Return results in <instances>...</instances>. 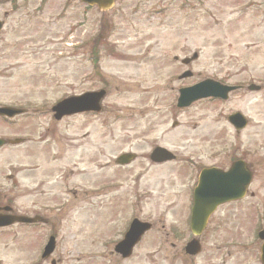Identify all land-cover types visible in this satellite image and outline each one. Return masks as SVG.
Masks as SVG:
<instances>
[{
	"label": "rangeland",
	"instance_id": "obj_1",
	"mask_svg": "<svg viewBox=\"0 0 264 264\" xmlns=\"http://www.w3.org/2000/svg\"><path fill=\"white\" fill-rule=\"evenodd\" d=\"M15 7L18 14L6 19L0 36V104L49 109L73 95L81 82L80 75H73V45L90 44L93 38L99 44L92 51L79 47V59L93 55L95 89L107 83L102 108L110 109L109 119L95 117L78 136L79 142L109 144L94 164L79 163L78 190L89 191L108 181L115 189L95 200L94 208L79 202L77 230L68 236L64 230L61 264H259L256 235L264 230V90L235 96L219 106L201 103L177 112V94L170 88L185 82L171 79L165 86L163 81L183 69L170 65L171 54L200 55L190 66L195 75L190 82L215 76V58L246 54L252 64L239 65L235 80L263 87L264 0H118L104 14L67 0H15ZM76 21L79 26L70 30ZM114 43L117 52L108 56L103 46ZM154 85L158 86L156 97L146 93ZM218 108L223 115L242 112L250 122L246 132L233 136L224 117L218 116ZM140 112L146 113L144 121ZM154 117L158 127L151 125ZM106 122H110L108 131ZM173 122L177 126L171 129ZM57 132L60 142L74 137L70 123L63 122ZM11 133L0 123V137ZM85 133L89 136L82 139ZM138 142H144L142 148ZM154 142L197 165L213 164V156L226 154L253 164V197L216 212L201 237V253L194 258L183 253L191 237L192 177L179 176L176 165H167L144 173L138 188V160L125 170L113 164L122 152L145 153ZM9 152H0V170L23 166L21 152ZM107 162L109 166L100 170ZM18 181L11 186L16 192L22 184L21 178ZM0 187L9 188L10 183L0 178ZM134 218L150 223L151 231L129 259L110 255ZM25 236L23 230L0 233V264L33 260L23 248Z\"/></svg>",
	"mask_w": 264,
	"mask_h": 264
},
{
	"label": "flooded vegetation",
	"instance_id": "obj_2",
	"mask_svg": "<svg viewBox=\"0 0 264 264\" xmlns=\"http://www.w3.org/2000/svg\"><path fill=\"white\" fill-rule=\"evenodd\" d=\"M19 1L24 2V0ZM15 9V0H0V22L2 23L3 28L5 27L6 19L18 14ZM78 26V22L76 21L75 25L70 27V30H74V27L77 28ZM1 34L2 31H0V36ZM78 45L79 44L76 43L73 48L75 55H73L72 70L73 75L76 77L80 75L81 82L79 88L71 96L79 97L87 93L107 90L106 82L101 84L100 88H94V81L92 80L95 66L92 63V60L94 59L93 55L88 52L89 55L91 54L92 56L90 55V58L87 60H80ZM96 45V42H91L90 44L82 43L80 46H86L88 51H92L95 50ZM103 49L108 56H115V52H117V44L114 43L103 46ZM181 50L184 51V46ZM192 56H195L194 61H188ZM246 56L248 55L245 54L242 58L232 56L229 58H215L213 60L216 67L215 76L203 77L197 81L190 82L195 76L192 74L190 66L199 61L200 55L193 53L191 57L188 58L184 53L182 56L171 54L170 59L168 60L170 65H177L183 69L179 70V73L170 74L168 79L166 78L163 82L165 86H167V80L168 82H173L171 79L177 80L178 82H185V84L180 85V87L175 90L173 87L170 88V90L175 91L177 95L180 89L191 87L196 83L206 80L217 82L222 86L235 88L234 91L227 95L226 100L212 98L205 99L192 104L186 109H177V112L188 111L193 106L201 103H207L211 106H219L227 103L235 96H246L247 94H251L247 89L250 83H240L235 80L237 76H239L237 69L239 65L247 67L252 64V59L247 58ZM187 72H189L190 75L185 76L184 74ZM261 90H264V86L260 87V92ZM149 92L151 96L156 97L158 86L154 85L153 88L149 90L147 89L146 93ZM0 107H12L22 112V114L11 118L0 117V123L9 127L10 130H13V133H11L10 136L0 137L4 142L2 147H0V152L10 151L9 153L13 154L19 151L21 152L23 162L22 167L9 166L6 171L0 170V178H4L10 183L9 188L3 189L0 187V216L10 214L14 216H23L28 220L25 224H13L9 227L0 228V233L21 230L25 232L26 236L23 248L25 252L33 257V260L26 264H61V259L64 256V250L61 246L64 230L66 231L67 236L71 234L74 235V228L77 230L79 225V202L86 203L91 208H94L93 205L95 200L105 198L107 195H110L111 190L115 189L111 188V185L113 184L111 181H108L90 187L89 191L79 192L78 190V177L80 175L79 163L86 162L87 164H94L96 162V157L103 156V154L101 156L100 154L105 152V147L109 144L107 142H79V131L87 129L90 123L93 122V119L97 116L104 115L106 119H109L110 109L103 108L98 114L92 112L74 113L56 120L51 112V108L46 109L43 105L39 107H31L30 104H0ZM220 109L221 108H218V116L224 117L227 124L226 127L233 136L237 137L246 132L250 124L248 120H246L243 129H238V125L230 122V117L232 115L236 113L242 114V112L239 110H232L223 115ZM145 114L146 113L140 112V121L146 119ZM242 115L244 116V114ZM63 122H66V124L70 123L72 129L74 137L69 140V142H60L57 128ZM151 125L158 127L157 118H153ZM104 126V130L108 131L110 122H106ZM176 126V122H173L171 124V129H174ZM88 136L89 133L82 134V139H87ZM143 143L144 142H138V146L142 148ZM159 147L168 150L166 147L160 146L158 142H154L147 152L137 155L135 154L134 162L137 160L139 161V167L136 169L135 177V184L138 188L142 183L144 173L163 168L167 165H176L179 168V171H177L179 176L186 173L185 176L190 175L188 177H192L193 185L189 190L191 195L196 186L198 175L202 170L217 169L221 172H227L233 163L242 161L245 163L246 169L251 176V182L245 195L246 197L240 201L221 205L217 210L223 208L233 209L247 198L253 197L254 193L250 191V187L254 182L255 176L253 164L252 162H248L247 158L235 154H226L224 156L217 155V157L213 156L214 159H216L215 163L197 165L196 162L192 163L189 160H183L188 159L187 157H180L174 152L168 150L173 153L175 159L170 162L157 163L151 160V153L155 148ZM129 153L131 152H122L121 155ZM179 158L183 159L180 160ZM224 158L225 160H223ZM113 161L115 162V160ZM108 164L109 163L107 162L104 165L99 166V169L107 168L109 166ZM131 164L132 163L122 167H117L115 165V167L125 170L128 169ZM81 173L83 174L85 172ZM19 177L22 180V184L16 192L15 190H12L11 186L20 183L18 181V179H20ZM20 199L22 200L21 203L18 202ZM114 200L115 198L112 199V201ZM191 201V196H189L190 204ZM211 220L212 218L209 220V224H211ZM111 254L112 252H110V255ZM117 257L120 258L119 256Z\"/></svg>",
	"mask_w": 264,
	"mask_h": 264
},
{
	"label": "water",
	"instance_id": "obj_3",
	"mask_svg": "<svg viewBox=\"0 0 264 264\" xmlns=\"http://www.w3.org/2000/svg\"><path fill=\"white\" fill-rule=\"evenodd\" d=\"M80 3L88 6H96L99 11H106L111 8L114 0H78ZM254 86L250 90H256ZM231 91L228 88H222L217 83L205 81L191 88L182 89L179 91L177 100L178 108L188 107L195 101L208 97L226 98L227 92ZM104 93L87 94L79 98H67L57 103L52 112L55 118L59 119L64 115L74 114L82 111H99L98 104ZM10 108H0V116L12 117L17 114ZM239 117L234 115L230 118L233 123H240ZM2 142L0 141V146ZM132 155L120 157L116 163L118 165L126 164L132 159ZM153 160L171 159V155L163 149H156L152 155ZM250 182V175L246 171L244 164L237 162L232 165L227 173H221L215 169L204 170L201 172L197 187L193 191V204L190 214V232L193 236L198 237L204 228L208 218L212 215L215 209L227 202L235 201L243 198L246 188ZM28 220L23 217H0V227L9 226L15 222L26 223ZM150 229L147 223H140L134 220L129 227V230L124 236V239L116 245L114 251L121 255L122 258L130 256L132 248ZM258 239L262 241L260 249V263L264 264V232L258 234ZM200 251V246L197 240H191L185 247V253L188 255H196Z\"/></svg>",
	"mask_w": 264,
	"mask_h": 264
}]
</instances>
